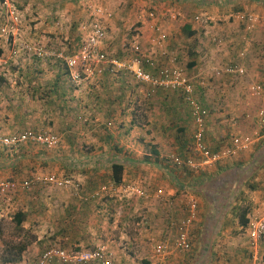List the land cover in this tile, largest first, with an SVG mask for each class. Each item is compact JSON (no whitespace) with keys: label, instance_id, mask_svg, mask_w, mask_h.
Here are the masks:
<instances>
[{"label":"crops","instance_id":"crops-1","mask_svg":"<svg viewBox=\"0 0 264 264\" xmlns=\"http://www.w3.org/2000/svg\"><path fill=\"white\" fill-rule=\"evenodd\" d=\"M46 2H49L50 9L56 14H63L66 9L72 10V4H70L72 0H46ZM99 3V7L105 6L111 10L104 8L111 15V19L113 18L109 21V27L113 29L115 36H122L121 27L129 26V21H136L138 22L137 33L132 38L133 41L145 45L146 55L154 54L159 66H178L184 70L194 83L196 99L210 109L206 131L208 147L216 153L230 147L232 137L239 136L235 133L236 130H246L244 124L246 118H240L237 115L242 108L236 106L238 102L235 100L240 99L241 95L233 91L235 83L249 78L248 68L259 70L264 64V24L250 30L244 23L237 20L236 16L239 13H250L264 19V0H84V6L88 7L89 13H92L91 8L97 7ZM152 14L154 17H151ZM158 27H161L168 35L163 49L155 46ZM190 32L193 36H189ZM214 32L218 37L223 36L222 41H219V43L222 42L221 46L208 49L207 38ZM192 38L194 42L190 46L187 42ZM217 40L213 39L214 42ZM1 50L4 54L3 49ZM162 52L166 55L162 56ZM171 55H175L172 60H170ZM228 65L245 69L247 75H223V77L214 75V70L223 69ZM0 67L3 69L0 75V130L6 134H13L28 130L44 131L49 129L46 128L48 126L51 127L50 130L65 132V135L73 133V123L69 116L72 114L69 100H73V94L65 91L67 90L64 87L65 80L58 73L55 77H42L39 75L41 72H37L38 65L19 60H0ZM56 71L59 72V69ZM257 72L259 74V71ZM209 78H213L211 84ZM215 83H217L216 87L213 85ZM137 84L139 83L134 82L133 86H125L122 78L105 77L95 86L96 89L94 87L88 90L89 98L85 105L87 113L99 117L105 127L113 124L106 133L111 131L115 136L114 139L109 135L105 136L99 142L98 147L103 148V151L99 153V160L108 162V159L112 158V164L123 165V181H127L126 175L133 180L143 178L136 169L138 165H145L147 173L145 181H142L144 185L141 187L151 194L161 192L167 199L169 197L170 200L175 201L174 198H179L181 193H187L185 196L187 200L188 197L193 196L200 202V214H203L205 220L200 227L203 218L201 219L199 214V219L191 231L192 247L197 245L194 249L196 262L199 259L201 264H248L256 253L264 257V243L258 251L252 249L247 231L248 225L243 227L241 221L242 214L248 212L247 219H249L251 208L262 205L260 197L264 198V194L261 195V192L256 190V182H261L259 176L264 170V144L261 146L264 134L254 139V144L248 151L242 152L236 158L211 166L209 170L206 168L205 174L200 173L192 178H188L185 174L187 179L186 184L181 187L182 192L180 187L177 189L172 187L168 190L166 182L169 181L170 176L173 180L178 181V178L173 175V171L170 172L165 165H162L161 149L164 148V152H168L170 148L177 150V155L173 153L175 154L173 157L193 158L189 154V151L194 152L193 138L189 145L187 133L190 130L195 132L196 127L191 110L185 109L182 106V99L178 98V94L175 95L178 91L153 89L150 86H148L150 91L154 94L157 92V97L152 99V106L147 110L148 121L139 125L134 117L136 114L134 107L138 94L141 92L140 88L136 89ZM207 85L210 87H205ZM152 96L150 93L145 95L146 99ZM94 128L99 129V123ZM138 129L146 130L147 136L150 137L149 142L153 144L150 146L152 153L149 154V158L141 157L143 154L141 147L147 145L134 139V133ZM173 132L176 134L174 137ZM35 147L23 145L17 150H8L10 154L4 155L5 158L0 157L2 171H0V183L4 179L18 183L34 175V172L42 171L40 166L49 158H43L40 153L41 148L35 149ZM61 147L72 152L77 147V141L70 134L68 139L63 140ZM186 147L187 151L183 154ZM114 148L117 150L114 151ZM260 151L263 155L259 153ZM63 152L66 153L63 157L69 156V152ZM194 154L197 155L195 152ZM89 159L91 160V157ZM64 160L60 159L62 168L68 172L67 178L76 179L77 181H72L80 186L81 190L78 187L71 189L72 192L59 194L53 203L56 208H65V213H74L79 221L72 223L75 228L80 224L81 231L74 237H70L69 233L66 234L64 231L70 228L69 222H61L66 217L51 218V229L56 228V233L52 236H56L54 237L56 241L65 240L66 243L75 245L73 249L83 248L96 241L100 243L101 239L106 242L104 216L107 206L102 201L89 200V198L105 184L109 182L113 184L111 176L106 178L107 172L104 171L105 175L90 172L85 176L76 177L71 175L70 166L68 167L66 162L63 163ZM91 164L84 165L92 168ZM173 165L178 167L174 163ZM251 185L255 189H252ZM1 189L9 193L7 200L3 201L5 204L12 209L20 205L21 208L17 210V213H23L26 221H31V227L39 223L37 216L42 211L40 209L42 203L38 198L40 197L38 190H31L32 197L26 200L27 197L21 198V193L24 192L21 189L2 187ZM12 193L16 194L11 195ZM176 204L174 209L163 205L162 209L153 210V217L149 219L151 226L149 232L153 241L156 242L155 246L164 239L174 241L176 233L170 223L182 221L186 217L187 208L186 205L182 209L183 203L180 199L176 200ZM6 209L8 208L5 205L3 208L0 207V218L9 219L7 215L10 211ZM56 211L59 212L57 209ZM82 230L87 231L83 233ZM60 234L67 236L62 238ZM221 242L224 245L219 247L221 249L218 253L216 247ZM31 248L33 247L30 246L24 253L22 261L7 264H36L39 260L38 253L34 250L35 248ZM113 253L117 256L116 252L113 251ZM182 253L187 252H173L166 260L176 259L178 258L176 255ZM126 260L134 262L131 256H127ZM182 263L183 261L179 264Z\"/></svg>","mask_w":264,"mask_h":264},{"label":"rangeland","instance_id":"rangeland-1","mask_svg":"<svg viewBox=\"0 0 264 264\" xmlns=\"http://www.w3.org/2000/svg\"><path fill=\"white\" fill-rule=\"evenodd\" d=\"M72 1L73 2L70 3L72 4L71 7L72 10L66 9L65 13L56 14V12L54 13L50 9V4H48L50 1L46 2V0H12L14 5L20 11L22 17L21 24L18 27L19 28L18 36L14 40L11 39V42L9 44L6 41L3 40L0 41V49H3V52H5L0 57L1 61L19 60V61H26L27 63L28 62L34 63L38 65L37 72H41V74L39 75L46 78L55 77L57 76L58 73V75H60L62 79L65 80L64 87L67 89L65 91L67 93L68 92L71 93V95L73 94V100H69L71 102L70 105L72 107L71 108L72 114H69V116L71 117L73 123L72 124L73 133H68V135H65V132L50 130L51 127L47 126L46 128L49 129H45L44 131L58 135L60 139V143L53 148L33 145L36 146L35 149L41 148L40 153L43 158L48 157L49 159L40 166V170H42L41 172H34L35 174L31 175L27 179L33 176H41L44 178L52 174L57 175L60 179H69L67 178L68 172H66V170L62 168V161H60V159L62 158L65 159L63 163L66 162L68 167L70 166L69 170H71L70 171L71 175H74L76 177L78 175L85 176L86 173H90V172L94 174H98V173L104 174L105 171L107 172V174L105 173L106 178H108V176L109 177L111 176L112 178L110 164H112L113 160H111L112 158H109L108 162L105 160L100 161L99 153L103 151V148L101 149L98 146H99V142L103 140L105 136L109 135V137H112V139H114L115 136L111 133V131L109 133H106L108 132L109 128L113 127V124L111 125L108 124L109 125L107 126L108 128L105 127L99 120V117L91 116L89 113H87V109L85 108L86 101H88L89 98L88 90L98 85L99 82L105 77L94 78L88 81L84 80L81 84H77L71 78V75L67 70V66L65 62L66 58L72 57L79 52L82 43L90 35V32L85 31L84 29H82V27L86 24L89 25L91 22H94L96 20V18H94L92 14L88 12V7L86 5L84 6V0H72ZM99 5L100 3L97 5V7H99ZM104 8L111 11L109 8L105 6ZM110 19L111 17L98 19L105 26H107V30L109 33V39L104 44V49L109 53L110 58L117 59L120 61H127L131 58L132 55L131 45L134 43L132 37L135 33H137L136 29L138 22L129 21L128 23L129 26L121 27L123 31L121 32L123 33L122 36H115V34H113V29L109 27V21H111L113 18L111 20ZM123 26H125V24ZM215 32L213 34H210L207 38L208 49H211V47L216 48V46H221L222 42L219 43V41L220 40L222 41L221 38L223 36L218 37L215 34ZM213 39H218V40L214 42ZM193 42H194V38L188 40L187 43L190 44L191 46L193 45ZM26 45H30V47H32V51L26 52L25 51ZM39 49H41L43 53L46 54L45 57H39L37 55ZM142 49L144 50L143 53L146 54L145 45H142ZM174 57L175 55H171L170 60H172ZM263 58H264V54H263ZM57 69H59V72L56 71ZM2 70L3 69L0 67V75ZM247 70H248L249 78L247 77L246 80H243L241 82L238 81L237 83H235L236 84V86H234L235 90H233L235 92L240 93L239 96L241 95V98L235 101L239 103V104L237 103L236 106L240 109L242 108L240 113H237V115H239L240 118L242 117L246 118V121H244V124L246 125V130L237 129L235 133H237L239 136H245V135L248 137L250 136L252 139L256 140L258 136H262L261 134H264V120L259 116L261 110L264 109V95L254 96L252 91H250V87L259 85L262 88H264V64L262 66V69L257 70L253 68H248ZM257 71H259V74ZM115 77H119L120 79L122 78L124 80L125 86L126 85L133 86L134 82L139 83L137 84L136 89L140 88L141 92H139L138 94L139 97L134 107L136 110V114L134 115V117L139 125L145 124L148 121L147 110L150 106H152V99H155L157 97V92H155L154 94L152 91H150V88L148 87L149 85L140 83L129 72H122L121 74H118ZM212 81L213 78H209L210 84ZM213 85L216 87L217 83ZM205 87H210V86L207 85ZM147 93H150V95L152 94L153 96L146 99L145 95ZM177 94H178V98L180 100L182 99L183 102L182 106L185 107V109L189 110L188 107L189 104L187 103L186 100H183L185 99L184 95L181 92L179 93L176 92L175 95L177 96ZM97 123H99V129L94 128V126ZM193 132L194 131L190 130L187 133L189 145H191V141L194 135ZM0 133L2 135H10L4 133L2 130H0ZM70 134L72 138H75L77 141V147L74 150L72 149L73 150L72 152H70L69 149L66 150L61 147L63 140L68 139V136H70ZM172 135L174 137L176 135L175 132H173ZM134 139L136 141L141 142V144L143 145H147L141 147V151H143L141 157H143V159L147 157L149 158V154L152 153V149L150 148V146H153V144L149 142L150 137L147 136L146 130L138 129L134 133ZM263 144H264V140H262L261 146ZM17 148L10 149L0 145V157L2 156L4 157V155L8 156L10 154L9 153L10 150L11 151L17 150ZM142 148L144 150H142ZM115 150L117 149L114 148V151ZM161 150L163 155L162 165H165L166 169L170 170V172L173 171L172 172L173 175H176L178 178L177 181V180H173V178L170 176L169 181L166 182V184H168V190H171L172 187H174L175 189H177L178 187L180 188L183 187L184 184H186V179H187L185 177V174L188 176V178H192L200 174V172L193 171L184 166L178 168L173 165L171 161L173 156H175V154L177 155L178 153L177 150L172 148H170L168 152H164L165 150L164 148H162ZM63 151L69 152V156L63 157V155L66 154ZM186 151H187V147L182 153L184 154ZM259 153L263 155L261 151ZM189 154L191 157H193L195 161L197 162L202 161V158L195 155L193 151H189ZM90 157L91 160L89 159ZM88 163H92L91 164L92 168H88V166L86 167L84 165ZM207 169L209 170L210 167H208ZM136 170L143 175V178L140 179L137 178L136 180H133L132 178H127L126 175L127 181H123V184L140 185V186L144 185L142 181H145L144 180L146 178L145 174L147 173L145 171L146 170L145 165H138V168ZM259 178L261 179V182H256V190H258L259 193L261 192V195H263L264 170L262 171V175L259 176ZM70 179L73 181L76 180L74 178H70ZM14 182L17 181L4 179V181L1 182L2 184L0 183L1 184L0 207L3 208V206L5 205L8 208L6 210L10 211L8 212L9 215H7L9 219L0 218V263H1V259L6 254V250L8 249V247L10 245L13 246L19 243L23 239L32 242L36 240L35 242L37 243L35 242L32 243L31 247L35 248L34 250L38 253L39 258L45 251H47L52 247H62L67 249L75 248L76 247L75 245H70L69 243H66L65 240L56 241V239L54 238L56 236H52L53 233H56V228L52 230L50 225L51 218L53 219L58 217V219H61L62 217H66V219H62L61 221V222L63 221L69 222L70 228L64 229L66 234L69 233L70 237H74V235H76L81 231L80 224L77 225L75 228L74 224L72 223L73 221H79L78 219H76L77 216H74V213H69V212L65 213L64 212L66 211L65 208H61V209L56 208V205L53 203L54 199H57V196L59 194L72 192L71 189L69 190L59 189V188L42 185L39 187H34L33 189L21 193L22 195L21 198L24 199V197H27L26 198L27 200L28 198L32 197L31 190H35V189L38 190V193L40 195V197L38 198L42 203L40 209L42 211L37 216L39 217L38 219L39 223L37 225L31 227V223H30L31 221L30 222L26 221L23 224V229H19L17 228L15 222H13V220H10V218L13 219L15 213H17V210L20 209L21 207L19 205L17 207L16 206L13 207L12 209L10 208V206L5 204L3 201L4 199L5 201L7 200L6 197L9 195V193H7L6 191L4 192L3 189H1V187L4 188L3 187L4 184L14 183ZM76 183H80V182H76ZM74 185H76L75 188L79 187V189L81 190L80 186H78L75 183ZM105 185L111 186L113 184L109 182L108 184ZM182 191L183 189L181 188V192ZM15 194L16 193H12L11 195H15ZM186 195L187 193H181L179 195V198L178 197L174 198L175 201H173L172 199L170 200L168 197L169 200L168 202L167 201L157 202L155 200L147 201L139 198L137 194L136 195L125 194L122 191H118L117 194L106 195L102 199L97 200L104 202V204L107 206L106 215L104 216L106 219V230H105L106 242L103 239H101L100 243L96 241L94 244H88L82 249H94L98 247H105L111 252L114 251L117 253V256L116 254H114V264H128V263L156 264L157 262H159V260L156 258L154 251L156 242L153 241V238L151 237V233L149 232L151 228V226L149 225L150 222L149 219H152L153 217L152 216L154 213L153 210L155 211L158 208L162 209L163 205L164 207H168L169 209H174L177 206L176 200L178 199H180V202L183 203L182 204V209H183L187 205V198L185 197ZM260 199L262 201V205L260 206L258 205L255 207L253 206L251 208L250 218L259 217L264 214V202H263L264 198H262L261 196ZM56 209L59 210L58 213ZM167 214H169V212H167ZM200 215H201L200 218L201 219L203 218V222L200 223V227H202L205 217L203 216V214ZM163 216L167 217L166 215ZM82 217H84V215H82ZM32 219L33 218H31V220ZM80 220L82 221V219ZM93 230L97 231V229H93ZM84 231L83 233H85ZM66 234H62V235L60 234V236H63L62 238H66L67 236ZM194 243L195 241L193 240V244ZM206 244L207 243L205 242V245ZM199 245L200 244H198V246ZM221 245H224V243L221 242L219 243V246L216 247L218 253H219V249H221L219 248ZM196 246L197 245L195 246L193 245L191 251L187 253L176 255L178 256V258L176 259H173L171 261H167L166 259H164L163 262L165 264H179L181 261H183L182 264H201L199 259H197V262L195 261L196 252L194 251V249H196L195 248ZM127 256H131L132 258H134V262L133 263L128 262V260H126Z\"/></svg>","mask_w":264,"mask_h":264},{"label":"built area","instance_id":"built-area-1","mask_svg":"<svg viewBox=\"0 0 264 264\" xmlns=\"http://www.w3.org/2000/svg\"><path fill=\"white\" fill-rule=\"evenodd\" d=\"M91 11L92 16L96 20L82 27L85 31H89L90 35L84 40L76 55L65 59L67 70L77 84H81L84 80L88 81L99 77H115L122 72H129L137 81L149 85L153 89L181 92L190 105L193 122L196 127L193 135L194 152L202 157V161L197 162L193 158L182 159L180 157H173L172 162L178 167L184 166L193 171L204 173L206 168L228 159L236 158L242 152L248 151L252 147L254 139L251 137L233 136L230 147L217 153L210 150L206 143L207 121L210 116V109L203 106L196 99L194 83L189 79L184 70L178 66H159L154 54H144L141 44L135 41L131 45L132 55L129 60L120 61L110 58L109 53L104 49V44L109 39L107 26L98 19L108 18L111 15L103 7H92ZM151 17H154V15L152 14ZM21 18L20 11L12 0L0 1V41H6L9 44L11 39L17 38ZM236 18L250 30H254L264 24V19L250 13H239ZM156 33L155 46L158 49H163L168 35L161 27L156 29ZM25 51H32V47L26 45ZM37 55L39 57L46 56L41 49H39ZM161 55L165 56L166 53L162 52ZM246 73L245 69L232 65L214 70V75L217 77H223V75L244 76ZM250 91H252L254 96L264 95V88L259 85L250 87ZM259 116L264 120V109L261 110ZM59 143L60 139L58 135L40 130H28L10 135H2L0 133V145L10 149L23 145L53 148ZM42 185L67 190L75 189L76 187L71 179H60L55 174L44 178L33 176L20 183H8L3 186L4 189L27 191ZM118 191L130 195L137 194L139 198L147 201H169L161 192L151 194L140 185H125L123 183L119 186L104 185L89 200H99L106 195L117 194ZM199 214L200 207L198 200L193 196L188 197L186 217L180 222L172 221L170 223L171 228L176 233L174 241L164 239L157 243L154 248L155 256L159 260L156 264H165L163 260L173 252H188L192 249L191 231L199 219ZM247 231L251 248L258 251L264 243V214L259 217L249 218ZM36 264H114V253L105 247L94 249L52 247L40 256ZM251 264H264V257L256 253Z\"/></svg>","mask_w":264,"mask_h":264},{"label":"trees","instance_id":"trees-1","mask_svg":"<svg viewBox=\"0 0 264 264\" xmlns=\"http://www.w3.org/2000/svg\"><path fill=\"white\" fill-rule=\"evenodd\" d=\"M189 36H193V33H189ZM2 56V50L0 49V57ZM186 100V99H185ZM202 105L203 103L198 100ZM204 106V105H203ZM189 109L190 105H188ZM206 107V106H205ZM192 115V113H191ZM189 169V168H188ZM112 173V182L113 185L119 186L123 183V176H124V166L118 163H114L110 167ZM252 189H255L254 186H251ZM248 212H245L241 216V221L243 227H246L249 223V219H247ZM19 229H23V223L26 221V217L23 213H17L13 220ZM32 245V241L29 240H22L19 243L9 246L6 250V254L1 259L2 264L7 263H18L23 260L24 253L28 250V248Z\"/></svg>","mask_w":264,"mask_h":264}]
</instances>
